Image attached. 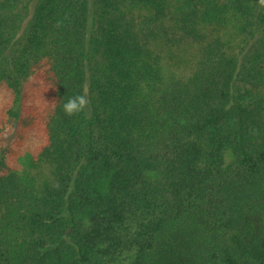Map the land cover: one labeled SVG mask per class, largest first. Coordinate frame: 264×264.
<instances>
[{
    "label": "trees",
    "instance_id": "1",
    "mask_svg": "<svg viewBox=\"0 0 264 264\" xmlns=\"http://www.w3.org/2000/svg\"><path fill=\"white\" fill-rule=\"evenodd\" d=\"M0 91V264H264L257 0H0Z\"/></svg>",
    "mask_w": 264,
    "mask_h": 264
},
{
    "label": "rangeland",
    "instance_id": "2",
    "mask_svg": "<svg viewBox=\"0 0 264 264\" xmlns=\"http://www.w3.org/2000/svg\"><path fill=\"white\" fill-rule=\"evenodd\" d=\"M3 98L4 93L3 91H0V106L3 101ZM39 142L40 140L36 135L31 133L26 134L23 144L19 148L14 160L12 161V165L18 173H24L34 176L35 174L42 172V174H44L43 176L47 175V170L33 169V165L30 162V157H32V155L34 154L35 148Z\"/></svg>",
    "mask_w": 264,
    "mask_h": 264
},
{
    "label": "clouds",
    "instance_id": "3",
    "mask_svg": "<svg viewBox=\"0 0 264 264\" xmlns=\"http://www.w3.org/2000/svg\"><path fill=\"white\" fill-rule=\"evenodd\" d=\"M258 6L264 7V0H257ZM62 21L57 22V26H62ZM89 105L87 98V89H84V94L71 96L63 103L62 108L67 116H74L83 112Z\"/></svg>",
    "mask_w": 264,
    "mask_h": 264
}]
</instances>
